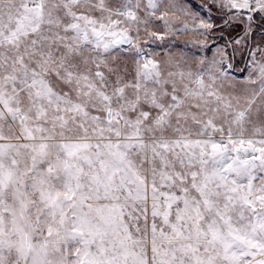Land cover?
<instances>
[{
	"label": "snow or ice",
	"instance_id": "1",
	"mask_svg": "<svg viewBox=\"0 0 264 264\" xmlns=\"http://www.w3.org/2000/svg\"><path fill=\"white\" fill-rule=\"evenodd\" d=\"M0 264H264V0H0Z\"/></svg>",
	"mask_w": 264,
	"mask_h": 264
}]
</instances>
